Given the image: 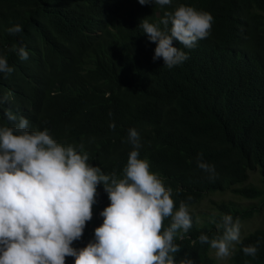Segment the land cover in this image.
Instances as JSON below:
<instances>
[{"label": "trees", "instance_id": "obj_1", "mask_svg": "<svg viewBox=\"0 0 264 264\" xmlns=\"http://www.w3.org/2000/svg\"><path fill=\"white\" fill-rule=\"evenodd\" d=\"M180 5L210 13L213 23L192 49L173 41L188 59L169 69L153 59L157 45L139 25L144 19L159 24ZM15 25L22 32L9 34ZM13 46L25 48L28 59L9 51ZM0 55L14 69L0 73V127L26 118L30 132L47 129L65 147L83 144L90 166L118 179L134 150L129 130H136L138 159L172 189L174 211L181 201L189 206L192 227L174 240L176 264L184 258L217 264L199 236L216 237L224 215L245 222L261 212L264 0H172L163 7L138 0H0ZM9 111L16 121L7 119ZM201 154L214 177L197 166ZM253 172L257 184L248 182ZM226 192L259 204L211 201L209 213L194 211L207 195ZM95 199L92 219L72 244L77 250L94 241L103 223L100 213L110 205L103 184ZM169 223L166 218L164 227ZM261 223L241 238L230 264H264V213ZM257 242V255L246 256L242 248Z\"/></svg>", "mask_w": 264, "mask_h": 264}, {"label": "clouds", "instance_id": "obj_2", "mask_svg": "<svg viewBox=\"0 0 264 264\" xmlns=\"http://www.w3.org/2000/svg\"><path fill=\"white\" fill-rule=\"evenodd\" d=\"M138 2L163 7L172 0ZM212 23L210 13L180 5L166 12L159 24L144 19L139 27L157 45L153 59L162 58L171 69L188 59L173 41L192 49L210 35ZM8 32L19 34L22 26ZM9 51L28 59L23 47ZM13 71L7 57L0 55V73ZM6 116L17 120L10 111ZM28 128L23 117L16 127H0V264H65L66 257H74V264H176L174 254L180 246L174 240L183 239L192 227L189 206L181 201L174 211L172 189L150 171L147 160L138 159L141 144L135 129L128 137L134 150L118 179L116 172L104 174L100 167L90 166L83 144L65 147L47 129ZM197 166L210 178L215 176L214 166L204 162L202 154ZM98 184H103L110 205L100 213L103 223L94 230V241L77 250L72 244L92 219ZM166 218L170 223L165 228ZM216 228V237L210 240L201 234L199 242L209 244L218 259L228 258L241 243V221L224 215ZM258 244L243 247V253L254 258ZM180 264L193 261L184 258Z\"/></svg>", "mask_w": 264, "mask_h": 264}, {"label": "rangeland", "instance_id": "obj_3", "mask_svg": "<svg viewBox=\"0 0 264 264\" xmlns=\"http://www.w3.org/2000/svg\"><path fill=\"white\" fill-rule=\"evenodd\" d=\"M249 184H257L258 174L255 172L249 174ZM232 201L241 207H248L253 204H259V202H248L240 200L239 198L233 196L229 192L226 193H211L205 197V199L198 205L196 210H194L198 214H207L211 211V201ZM261 212L255 214L251 219L245 222H241V238L245 236L247 233L253 231L255 228L261 226V216L264 213V206L261 207ZM197 221H199V217L195 214ZM236 246V245H235ZM210 256L216 261L217 264H230V257L225 259H218L215 254V250H210Z\"/></svg>", "mask_w": 264, "mask_h": 264}]
</instances>
